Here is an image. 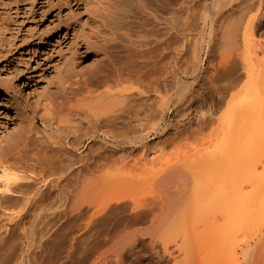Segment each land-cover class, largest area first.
Returning <instances> with one entry per match:
<instances>
[{
  "label": "bare ground",
  "instance_id": "1",
  "mask_svg": "<svg viewBox=\"0 0 264 264\" xmlns=\"http://www.w3.org/2000/svg\"><path fill=\"white\" fill-rule=\"evenodd\" d=\"M203 26L208 45L218 49L219 59L212 62L207 77L193 71L192 87L183 83L172 101L180 110L190 108L203 101L207 90L209 103L200 104L206 103L209 110L197 113L194 128L181 126L180 119V125H171L176 131L172 143L175 140L178 146L167 157L163 149V155L156 152L150 157L148 150L154 147L146 144L147 138L164 135L168 129L166 123L162 125L161 97L157 102L161 112L145 115L142 131L146 134L131 137L117 130L118 124L128 123L132 99L149 95L144 88L119 89L118 80L127 77L120 68L118 80L103 91H84L74 85L76 104L70 106L49 95L46 108L33 115L28 126L0 136L4 172L0 177V264L45 263L38 255L45 256L41 254L47 242L27 228L26 217L46 192H111L113 196L110 204L89 206L88 219L79 222V232L71 238L66 256L81 264H127L150 254L157 257L152 264H191L211 255L218 264H264V0H212ZM145 76L142 71L136 78L143 81ZM81 104L91 111L94 122L84 133L86 142L57 141L54 135L67 125L61 113L76 115L86 110ZM157 116H161L158 122ZM39 121L43 129L37 126ZM180 138L183 142L178 144ZM190 138L195 139L193 144ZM132 143L143 152L136 159L126 154ZM98 146L101 151L95 150ZM6 148L10 156L2 152ZM139 186L145 192H134ZM12 202H21L20 210L8 209ZM45 215L38 217L46 227L43 231L66 214L54 209ZM57 260L49 258L48 264Z\"/></svg>",
  "mask_w": 264,
  "mask_h": 264
},
{
  "label": "rangeland",
  "instance_id": "2",
  "mask_svg": "<svg viewBox=\"0 0 264 264\" xmlns=\"http://www.w3.org/2000/svg\"><path fill=\"white\" fill-rule=\"evenodd\" d=\"M211 1L0 0V136L10 130L19 131L28 126L33 115L46 108L49 95H54L58 101L70 106L76 104L74 85L80 86L84 91H103L118 80L117 69L120 68L127 77L118 80L119 89L124 86L133 90L144 88L142 90H147L150 96L146 99H132L130 117L126 118L128 123L124 126L118 124L117 130L131 137L146 134V131H142L145 129V115L153 111L157 114L161 103L162 112L165 113V122L162 125L167 124V132L147 138L146 144L148 148H155L158 143L160 145L159 149L157 145V148L148 150L150 157L155 156L156 152H162L163 155V151L167 157L168 152L171 153L178 146H175V140L172 143L171 138L175 137L176 131L171 125L177 122L173 125L176 127L181 121V126L185 124L194 128L197 113H207L209 110L206 103L200 104L209 99L207 90L203 91L206 98L202 97L203 101L195 103L192 108L186 106L180 110L172 99L178 96L177 90L180 92L179 88L183 83L188 84L187 88L192 87L193 71L206 73L207 77L213 70L214 61L216 63L219 59L218 49L209 47L208 33L203 30L204 15ZM142 71H145L146 76L140 81L136 76ZM205 77L204 82L207 80ZM165 84L169 85V91L165 90ZM164 99L166 100L163 101ZM83 101L81 103L85 104ZM83 104L81 106L86 107ZM185 108L187 115L181 113ZM81 110V113H75L77 116L71 112L73 117L71 113L68 117L66 111L61 113L63 119L66 116L67 120L64 119L63 123L66 121L67 125L62 133L54 135L57 141L63 140L61 143L66 141L65 144H68V141L77 139L81 145L86 142L84 133L93 127L94 122L90 116L91 111ZM64 113L66 114L63 116ZM158 117L156 122L160 121L161 116ZM37 126L44 128L40 121ZM165 138H169V142L164 143V147L160 142ZM181 138L178 144L185 140L182 138V141ZM193 140L195 139L190 138L188 142L192 141L189 143L193 144ZM130 146L126 153L129 159L143 154L140 146L134 143ZM98 148L99 146L95 150ZM8 149L2 150L7 153L6 156L11 155ZM143 173L142 171V176ZM3 175L0 167V177ZM134 192L145 191L139 186L135 187ZM112 200L111 192H46L35 204L29 217H26L28 220L25 219L27 228L33 229L35 237L47 242L45 252L41 254L45 256L38 255L43 260L40 262L46 264L47 261L48 264L51 261H48L49 258L53 261L58 258L55 261L58 263L55 264H81L79 260L68 259L66 256L71 238L79 232L76 231L79 222L83 223L84 217L85 221L88 219L89 206H103L105 203L110 204ZM17 203H9L7 208L17 207L20 210L18 206L20 207L21 202L19 205ZM54 209L64 210L66 215L58 221L60 225L56 224L58 222L53 223L54 226L49 225L47 232L43 231L46 227L43 228L38 217L46 213L49 215ZM82 210L85 214L80 215ZM69 225L76 226V232ZM56 226H62L61 231ZM221 239L217 238L216 241ZM140 249L149 254L142 245ZM141 257L142 261L130 259L127 264H152L157 258L151 254ZM191 264H218V258L214 255L200 257Z\"/></svg>",
  "mask_w": 264,
  "mask_h": 264
}]
</instances>
